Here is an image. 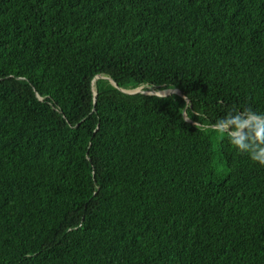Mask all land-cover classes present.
Returning <instances> with one entry per match:
<instances>
[{"label":"trees","instance_id":"16d2710c","mask_svg":"<svg viewBox=\"0 0 264 264\" xmlns=\"http://www.w3.org/2000/svg\"><path fill=\"white\" fill-rule=\"evenodd\" d=\"M245 107L264 0H0V264H264Z\"/></svg>","mask_w":264,"mask_h":264},{"label":"clouds","instance_id":"9594fccd","mask_svg":"<svg viewBox=\"0 0 264 264\" xmlns=\"http://www.w3.org/2000/svg\"><path fill=\"white\" fill-rule=\"evenodd\" d=\"M210 131L226 136L236 151L264 166V112L251 107L233 109L211 125Z\"/></svg>","mask_w":264,"mask_h":264},{"label":"rangeland","instance_id":"374dc122","mask_svg":"<svg viewBox=\"0 0 264 264\" xmlns=\"http://www.w3.org/2000/svg\"><path fill=\"white\" fill-rule=\"evenodd\" d=\"M145 87L144 86H140V87H137L129 92H134L136 90H139V92H145V93H152V92H155V93H159V94H167L169 92V90H165V89H162V90H156V89H152L151 87H148V89H144Z\"/></svg>","mask_w":264,"mask_h":264},{"label":"water","instance_id":"95a60500","mask_svg":"<svg viewBox=\"0 0 264 264\" xmlns=\"http://www.w3.org/2000/svg\"><path fill=\"white\" fill-rule=\"evenodd\" d=\"M167 90H169V89H167ZM136 92H139V90H136V91L131 92V93H136ZM172 92L180 93V91L177 90V89H170L169 92H168L167 94H170V93H172ZM152 94L163 95V94H159V93H155V92H152ZM167 94H165V95H167ZM165 95H164V96H165Z\"/></svg>","mask_w":264,"mask_h":264}]
</instances>
